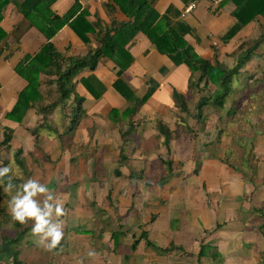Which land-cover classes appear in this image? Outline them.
<instances>
[{"label":"trees","instance_id":"1","mask_svg":"<svg viewBox=\"0 0 264 264\" xmlns=\"http://www.w3.org/2000/svg\"><path fill=\"white\" fill-rule=\"evenodd\" d=\"M181 1L187 5L194 0ZM233 1L235 8L228 17L226 26L218 33L219 41H216L211 49L212 51L215 47L220 48L224 45L230 47L232 52L227 53L226 60L228 62L232 61V65L227 62V66L221 69L214 68V70H210L212 66L211 62L218 60V57L212 53L210 58L200 56L184 39L182 33L180 34L171 28L160 30L158 24L162 18L155 8L148 6L147 12L149 14L144 15L135 23L138 30L148 36L151 46L158 49L174 65L188 68L187 95L194 93L198 96V101L200 100L196 103V109L198 111L192 112L188 107L186 95L173 90L174 114L177 117L175 127L170 128L164 121V118L161 117L152 120L154 121V123L152 122L153 128L158 133L154 131L151 137L157 146L153 149V155L151 154L150 156H152L151 159L155 161L160 169L161 167L163 168L161 173L164 175H166L165 170L171 172L176 161L180 162V158L182 159V153L173 144L174 139L180 135L179 127L182 126V129L189 128L187 121H189L191 115L197 119L196 122L198 124L203 123L199 118L201 115L198 112L200 111L202 103H205L210 98H213L211 99V102L214 104L213 106L222 107L226 101L225 98L231 92H236L234 87L235 78H239V75L245 73L244 68H246V65L252 62V59L258 55V52L264 46V0ZM146 3L144 0L140 1L141 6ZM134 4H136L135 1ZM76 9L74 8L71 14ZM82 20L86 25H80ZM184 21L185 17L180 21V26L184 24ZM68 22L69 26L83 41L86 47L85 54H74L71 51V47H67L63 51L43 47L35 56L27 57L21 65L15 68L18 80L24 81L25 85L15 93L14 104L6 115L9 121L17 124V128L4 127L0 135V150L5 153L8 161H2L0 158V162L2 166H7L10 162L9 157H13V163L17 167L19 174L17 172L13 174L12 171L5 174L4 177L8 180L6 186L10 185L11 192L17 193V191H20L23 195L20 186L27 180L32 179L43 184L46 179L60 173L63 169L64 164L62 165V163L65 151L71 157L64 163L74 162L73 156L75 154L79 155L84 149L97 147L98 143L95 140L99 132L96 128L98 125L97 122H110L112 132H110L109 137L116 140L112 141L113 146H120L117 152L113 150L115 153L113 159L117 160V168L114 171L113 179L109 181L116 182V180L121 181L120 179H122L127 183L128 187L135 185L131 190L127 189V195L133 198L136 195L130 191L136 190L135 187L138 188V185L147 188L149 184L146 182L147 168L139 167L134 172L131 169L132 166L129 165L139 160H146L149 156L145 155L147 157L137 160L132 156H128L127 150L124 151L123 148L134 137L135 131L141 127L143 121L142 116L147 112L144 107L150 105L153 99L148 94L139 95L133 87L121 78H117L111 83H106L97 76V68L99 65L112 71V66L110 68L106 67L109 63L111 65L112 62L118 65V69H125L132 66L135 59L119 39H114L109 35L106 41L97 48H88L86 44H91V38L89 39L86 33L92 28L88 26L89 22L85 14H79L75 17L67 16L64 19L62 17L60 18V16L58 17L57 14L54 15L49 22L50 27L54 25L53 31L46 34L45 37L47 39L51 38ZM250 24H253L255 29L250 31L246 37H238L234 40V36L240 33L246 25ZM205 36H207V33H205ZM5 37L6 34L3 32L0 36V42ZM195 41L196 44L200 43L197 37ZM236 47L241 48L235 50ZM107 60L110 62H106ZM260 63H264V60L260 61ZM262 70L264 68L257 67L254 72H250L248 69L246 72L250 73L248 78L255 81L257 75L259 77L261 76L260 73ZM100 72L102 71L100 70ZM262 75L264 78V73ZM108 84L110 87L107 86ZM262 93L264 95L263 91ZM88 103L89 107L87 108ZM32 109L35 110L34 114L41 118V122H37L33 126L22 125L24 116ZM98 112L104 117L102 118L103 120L96 121ZM89 113L93 115V120L85 119V116ZM185 115H187V118H185ZM55 116H59V120L61 121L59 123L60 127H62V121L69 120H67V123H69L67 129L63 130V128H60L55 130L52 128V125H49ZM53 123L57 122L54 121ZM21 127L23 130L20 129ZM44 131H49V133L42 136L41 132ZM222 134L223 129H219L214 137L215 140L218 141ZM86 135L88 136L87 138H85ZM45 140L47 141L46 149L42 153L28 151V145L26 143L29 142L32 147L40 150L39 144ZM133 146L141 147L140 145ZM132 152L135 153V149ZM253 152L254 150L250 148L248 154L245 156L247 162H252L250 164L252 169V177H249L250 179H253L257 174V165L260 160L258 158L252 159ZM193 164V174L197 176L201 170V164L197 160H194ZM84 166L87 168V163ZM105 167L106 165L104 166V170L100 171L99 169L101 167L99 163L95 171L98 173V177L104 175ZM29 168L35 169V173L33 171L28 172ZM123 169H127L128 173H122ZM10 173L11 175H9ZM92 179L95 181L94 175H92ZM77 184L75 182L73 186L76 187ZM57 186L58 184L54 182L49 187H54L53 189H55ZM2 189L3 185L0 184V193L4 194ZM113 189L114 187L112 186L111 190L107 193V200L111 201V206L114 205L112 199ZM68 193L67 191L58 190V194H62V200L67 205L65 208L69 212L70 207L74 205L69 204L66 195ZM99 210L101 212H95V214H90L89 216H86L90 213L89 210L83 212L81 219L89 217L92 221H95L93 228L85 230L83 232L84 234L91 235L96 232L102 234L107 230V223L105 221H111L113 216L109 215L110 211L106 208ZM124 213L125 211L120 208L118 213L115 212L114 220L121 221ZM159 214L157 212L151 213L150 221L159 218ZM11 215V208L0 197V225L6 220H10ZM133 221H141V219L139 216H135ZM169 221H179V219L173 218ZM13 223L16 227L21 224L14 219ZM108 230L112 231L110 242L118 240V233H115L113 231L114 229L111 228ZM26 231L18 230V227L17 231L13 230L14 241L21 242L27 233ZM261 233L264 236V231ZM0 235V256L6 255L7 259H9L7 264H25L19 258L21 251L18 248L14 249V251H6L3 249L4 244L7 241H12V239L5 234ZM110 242L108 243V248L112 251L113 248L110 247ZM146 244L154 248L152 244ZM135 245L133 249L136 251L138 245H136V248ZM58 246L60 245L58 244ZM115 249H118V247L116 246ZM127 257H123V260L125 258L127 261ZM256 261L257 264H264V250L262 251L261 257L257 258Z\"/></svg>","mask_w":264,"mask_h":264},{"label":"rangeland","instance_id":"2","mask_svg":"<svg viewBox=\"0 0 264 264\" xmlns=\"http://www.w3.org/2000/svg\"><path fill=\"white\" fill-rule=\"evenodd\" d=\"M201 3L206 5L205 7L206 9H208V15L211 14L212 19L215 17L221 6V0H214L213 2L202 1L196 4V6L193 8V11L196 10L199 6H202L200 5ZM4 4V1H0L1 8H3ZM193 11L188 13L189 17L192 15ZM26 17L27 18H24L26 20L22 22L23 27L29 24L27 22H30L32 25L35 24V17H33L32 15H28ZM196 20L198 24L206 28V25L204 24L205 22L203 23L200 19L198 20L197 18ZM186 21L190 22L191 20L187 18ZM247 26L249 25H246L240 31V33L236 34L234 36V39L241 37L244 31H248L251 28H247ZM222 28L223 25H219L218 29L220 30ZM194 43L196 44L195 40ZM86 45L88 48H94L95 46L94 44ZM229 49L230 48L228 46H226L223 50H221V48L219 47H215L211 51L212 54L218 57V60L211 62L212 66L210 70H214V68L221 69L224 66H227L228 61L226 60V55ZM263 59L264 48L260 49L258 55L252 59V62L246 65V68H244L245 73L239 75V78H235L234 87L236 92H231V94L225 98L226 101L224 102V105L222 107L213 106L214 104L211 102V99L213 98H210L205 103H202V105L200 106V111L198 113L199 115H201L199 118L201 121H203V123L198 124L196 122L197 119H195L191 115L189 121H187L189 128L182 129V126H180V135L177 136L173 141V144L176 145L180 153H182V159H185V161L179 163V165L182 164V166L179 167L181 170L178 171L180 172V178H182L183 176L184 177L182 180H180L181 182L179 181V179L175 180L174 185H178V183L180 182L181 190L185 193V203H189V206L194 207L190 208L191 213L190 211H188L185 215L193 217L192 209H194V217L196 221H199L194 234L195 238L208 237V234H205V232H208L210 227L219 228L222 224L225 223L226 226L223 229L229 231L230 229H234L235 225H238L237 222H229L232 221L230 215H224L221 213L219 214V208L229 209L231 213L235 215L237 221L239 214L243 218L244 223L251 221V223H247V228L243 229L246 232L244 236H250L254 233L256 234V232L259 230L260 234L263 235L261 233L262 231H264V199L262 192L259 193V197H256L255 195V199H257L261 204L259 206V213L257 214L255 212H250L253 209V206L256 205L255 200H252L253 195H251V189L252 187L259 188L262 183L264 184V176L260 173L256 174L253 179H250L249 177H252V169L250 165L252 162L249 163V161L247 162L245 160V156L246 154H248V150L252 148V150H254L252 159H260L258 163V169L260 172L264 173V95L262 93V91L264 92V78L262 75L264 73V70L261 71L260 77L258 75L256 76L255 81L250 80L248 78L250 73L246 72L247 69L250 72H254L257 67L264 68V63H260V61H262ZM106 62L110 61L107 60ZM231 62L232 61L228 63L231 64ZM106 67L110 68V63L106 65ZM132 68L133 67H130V69H125L123 75L118 76L116 72H114V70L110 74H103L102 72L107 69L104 66L99 65L97 68V76L102 81L105 80L103 82L106 83H111L115 79L121 78L131 87H133V89L139 95L148 94L150 96H155L158 92L166 90L163 88L160 89L161 83L158 81V77L155 73H144L141 69H138V72H135L131 70ZM100 70L102 72H100ZM107 86L110 87L109 84ZM186 98L188 101L189 109L192 112H195L197 110L196 103L198 101V96L194 93H190L186 95ZM152 102L156 103L157 100L153 99ZM86 107H89V103ZM234 111L235 113L233 114ZM34 112V109L27 112L22 120V125L33 126L36 125L37 122H41V118L36 116ZM150 116V113H146L142 116L143 122L148 125L146 127L143 126L145 127L144 133L147 134L148 138L152 135L151 129L146 130V128L150 127L148 124L151 123L148 121ZM185 118H187V115H185ZM85 119L93 120L94 117L89 113L85 116ZM100 119H102V116L98 114L96 121ZM67 120L62 121V127H60L59 123H61V121L59 120V116H55L53 118V121L49 123V125H52V128L55 130L60 128H63V130H65L69 126ZM164 120L167 124H169V119L164 117ZM54 121L57 123H53ZM97 124L98 125L96 126V128L100 132V134L99 132L97 133L95 140L98 143L99 141H102L100 140V138L110 136V132H108V129L111 128L112 125L110 124V122H97ZM170 126L171 128L175 127V125L172 123ZM20 129L23 130L22 127ZM219 129H223V134L221 138L216 141L214 137ZM153 131L158 133L156 129H154ZM48 133L49 131L41 132L42 136H45ZM134 134V137L123 148L124 151L127 150V155L135 157V159L137 160L144 158L147 154L153 155V149H155L157 144H154V141H152L151 138L142 139V137H138L140 140H138L137 138V136L143 135L142 127L137 129ZM98 136L99 141L97 140ZM87 137L88 136L86 135L85 138ZM106 141L107 143L105 145H98L96 148L84 149L79 155L75 154L73 156L75 160L74 162L72 161L64 163L71 157V155L65 151V156L62 163V165L64 164V167L61 170L62 173L60 171V173H57L49 179H46L42 184L48 188L49 194L52 195V200L49 201V204L53 206V209H55L57 201L61 204L63 209V215L61 217H56L54 211L51 216V221L53 223H59L61 225L63 238L58 243L60 246H58L57 244L54 248H51L49 250L46 246L50 242L51 238H45L41 242V237L44 234L33 233L32 228L35 226V219L27 217L25 218L24 224H20L19 226H17L18 230H27V233L25 234L21 242H15L13 230L17 231V227L13 223V217L11 215L10 220L2 222L0 225V234H5L10 239H12V241H7L4 244V250L14 251V249L18 248L21 251L19 258L22 259L25 264H75V261L80 259L86 260L85 264H95V262H92L93 260L100 261L101 255L105 256V253L101 252L102 249L100 250L98 248H95L96 245H94V248L92 250L87 249L89 245L91 246L90 240V242L86 241L80 243L79 241H74L72 239L74 237H77L78 233L81 230L80 228L74 229L73 223H75L76 221H83L87 225L89 223L88 221H92V219L89 217L81 219L83 212H85L86 210H89L90 212L86 216L95 214V212H101L99 210L101 208L108 209L110 211V214L119 212L120 208H118V205H120V201L116 202L117 199L115 196L121 195V193L125 191L121 188V186L125 187L127 183L122 179H120L121 181L116 180V182L109 181L113 179L114 171L117 168V160L113 159L115 157V153L113 150L117 152L120 145L113 146L112 141H116L114 139H108ZM148 143H150V145ZM26 144L28 145V151L42 153L46 149L45 146L47 144V141L45 140L39 144L40 150L32 147L31 143L29 142ZM138 144H140L141 147L133 146ZM133 149H135V153L132 152ZM91 152H93L95 155L93 163H91L92 161H89V155L91 154ZM96 155L98 157H96ZM6 157L7 156L5 155V153L0 150V158L2 159V161H8V158ZM9 158L10 162L7 166H2L0 162V169L8 167L10 169L9 171H12L13 174H16L18 169L13 163V157ZM190 159L197 160L201 164V170L197 177L193 174L194 164L193 160ZM252 159L251 161H253ZM85 163H87V168H85L84 166ZM99 163L101 167L99 169L100 171H103L104 166L106 165L105 173L102 177H98V173L94 172V169L97 168ZM129 166H135L134 168H139L141 166V160ZM81 169H85V171L87 172L86 176H83ZM155 170V176L152 179L158 180L159 175L163 171V168L161 167L160 169L156 165ZM32 171L35 173V169H28V172ZM18 172L17 174H19ZM122 173L127 174L128 170L123 169ZM9 175H11V173ZM92 175H94L95 181L92 179ZM6 179V177L0 176V184L3 185L2 192H4V194L0 193V197L3 198L5 204L9 206L11 197L16 195V193L11 192V190L10 192L5 190L6 184L8 182V180ZM54 182L58 184L57 188L55 189H53L54 187H49L52 183L54 184ZM75 182L78 183L76 187L73 186ZM232 185L236 186L237 189L240 187L237 190L238 194H232L235 191V189H231ZM112 186L114 187V189L112 190V197L114 196V204L116 202V204L113 206H111V201L107 200V193L111 190ZM134 186L135 185H131V188H133ZM241 186L245 188L244 191ZM57 189L70 193L66 194L68 197V202L69 204L74 206L70 207L69 212L67 211L68 209L65 208L67 205H65V201L62 200V194H58ZM240 189H242L243 193L240 191ZM80 190H83V193H79ZM222 190H224L225 192H223ZM240 193H242L241 197ZM43 198L44 196H42L41 194H37V196L33 197L32 199L42 207L43 202L41 201H43ZM188 198H195L196 201H189L187 200ZM119 199L122 201L121 205L129 203V200H123V195L119 196ZM137 207H141V204L137 205ZM154 211L158 212L157 209H154ZM125 215L126 214L124 213V217ZM159 215L160 221H169L170 219L179 217L178 213L167 210L161 212ZM145 218L146 217H144V219ZM148 218H146L145 221H147ZM111 221H113V219ZM249 228L251 229L249 230ZM215 233L216 236L220 235L218 234L217 230H213V234ZM261 235L256 234L255 238L259 239L261 238ZM262 243L264 242L256 243L251 250L253 251V257L256 258V260L259 252L261 251V248L264 247V244ZM19 244L20 246H18ZM199 244L200 246L197 248L198 251L203 248L206 252V248L203 246V241H200ZM120 245L121 243L118 240L110 242V247L113 248L111 251L112 253H114L115 255L122 254L125 258L127 257V255H129V257H127V261L125 260V258L122 261L124 264H139L144 262L143 254L140 252H136L135 250L132 251L127 248H123L122 253H118V249H115V247H120ZM225 245L227 247H230L231 245L238 246V249L236 251L232 250L228 253V256H231V259L234 260L232 262H237V264H246V261H249L250 253L247 252V254L245 255L244 252H246L247 250L244 249L243 252L242 249H240L242 246L240 238H238L236 242H226ZM166 247L167 246L163 248ZM155 251H159L157 246ZM74 257L78 258L72 260V258ZM220 261L223 264H227L226 258H222L220 259ZM8 262L9 259H7L6 255L0 256V264H7ZM105 262L107 263L108 259H106Z\"/></svg>","mask_w":264,"mask_h":264},{"label":"crops","instance_id":"3","mask_svg":"<svg viewBox=\"0 0 264 264\" xmlns=\"http://www.w3.org/2000/svg\"><path fill=\"white\" fill-rule=\"evenodd\" d=\"M147 2L148 5L158 11L162 18L158 24L160 30L171 28L180 34L182 33L184 39L192 46L193 50L205 58L210 57L212 46L216 41H219L218 33L221 31V29H218L219 25L222 24L223 28L226 26L227 19L235 8L233 0H221L220 9L212 19L211 14L208 15L206 5L202 3L200 4L202 6H199L196 10H191L193 12L189 17L188 13L185 16L183 15L184 8L187 5L181 0H148ZM14 8L13 15L0 17V36L3 32L6 34L5 39L0 42V135L4 127L17 128V124L12 123L6 117L14 104L15 93L25 85V82L18 80V76H16L15 68L17 66L21 65L27 57L35 56L43 47L52 48L57 51H63L67 47H71V51L74 54H85L86 52L83 41L69 26V22L64 24L51 38L47 39L45 37L46 34L53 31L54 25L50 27L49 22L56 14L60 18L62 17V19L67 16L75 17L79 14H85L89 22L88 26L92 28L86 33L88 38H91V45L95 43L94 40L97 31L106 30L115 38L120 39L124 47L134 57L135 61L131 70L138 72V69H141L144 73L152 72V74L155 73L157 75L158 81L161 83L160 89L163 88L166 90L158 92L155 96H151L157 102H152L150 105L144 107L146 108V113L151 114L148 119L151 122L148 123L150 127L146 128V130L151 129L152 135L148 138L147 134L144 133L145 127L148 125L142 121L141 127L143 135H139L137 138L150 139L153 136L154 128L152 120L157 117L169 119L168 126L170 128L171 123L175 125L177 117L174 114L175 108L173 106L172 91L176 90L187 95L188 68L174 65L158 49L151 46L147 35L138 30L134 20L129 22V19L123 13L110 4V0H14ZM74 8L77 9L71 14ZM28 15L35 17L36 25L27 22L29 24L23 27L22 22L26 20L24 18H27L26 16ZM133 16H139V13ZM184 17V24L180 26V21ZM187 18L191 21L187 22ZM196 18L198 20L200 19L203 23L205 22L206 28L198 24ZM80 25L84 26L86 24L82 20ZM249 27L251 28L248 31L241 32L242 36L240 38L246 37L250 31L254 30L253 24L247 26V28ZM205 33H207V36H205ZM194 37L200 40L199 44L194 43ZM225 47L221 46L220 48L223 50ZM240 48L236 47L235 50ZM228 52L232 51L229 49ZM114 71L118 76L122 73L121 71ZM112 72L113 70L110 71L108 69L103 74H110ZM98 114L100 115L99 112ZM102 118L104 117L102 116ZM111 130L112 127L108 129V132H111ZM98 139L99 136L97 137ZM108 139H111V137L100 138L102 141L98 140V145H105ZM138 140L140 139L138 138ZM148 144L150 145V143ZM147 156L149 157L146 160H141L140 167L147 168L146 182L149 184V187L145 188L142 185H139L138 188L135 187L136 190L130 192L136 196L130 198L127 195V189L131 190L132 188L127 185L125 187L121 186L125 190L121 193L124 196L123 200H129L127 204L121 205L122 201L119 199L121 195L115 196L117 199L116 202L120 201L118 208L124 210L126 214L121 221L114 220L115 212L111 213L113 221H105L107 223V230L102 234L96 232L91 235L84 234L83 232L92 229L95 221H88L89 223L87 225L83 221L73 223L74 229L80 228L81 230L78 236L72 240L79 241L80 243L90 240L91 246L89 245L90 247L88 246L87 249L92 250L94 245H96L95 248L102 249L101 252L105 253V256L101 255L100 261L93 260L92 262H95V264H124L122 262L124 256L122 254L115 255L108 248V243L112 238V231L108 229L111 228L114 229L113 231L115 233H118V241L121 243L120 247H118V253H122L123 248L134 251V244L138 245L136 252L142 253L144 257V262L139 264H223L220 261L222 258H226L227 264L229 262H231L229 264H237V262H232L234 260L231 259V256H228V253L232 250L236 251L238 246L231 245L227 247L225 243L236 242L238 238H240L242 243L240 249L243 252L244 249L247 250L244 252L245 255L247 252L250 253V259L246 261V264H257L256 258L253 257V251L251 250L256 243L264 242V236L260 234V230L256 232L257 235H261L259 239L255 238V233L250 236H244L246 232L243 229H246L247 223H251V221L244 223L240 214L237 221L235 215L229 209L219 208V214L230 215L232 221L229 222H237L238 225H235L234 229L227 231L223 229L226 226L225 223L222 225L219 224L221 227H210L208 232H205V234H208V237L195 238L194 234L199 221H196L194 217V209H192L193 217L185 215L188 211L191 213L190 208L194 207L189 206V203H185V193L182 192L180 185V180L184 176L180 178V172H178L181 170L179 167L182 166L179 163L185 161V159L180 158V162L176 161L171 172L165 170L166 175L161 173L158 180H153L152 178L155 176V167L157 164L151 159L152 156L149 154ZM94 157V153L91 152L89 155V161H92L91 163H93ZM96 157L98 156L96 155ZM190 160L194 161V159ZM134 167L132 166L131 169L136 172L139 168ZM95 171L96 168L94 169ZM81 172L83 176L87 175L85 169H81ZM260 173L264 176V173L259 171L257 165V174ZM177 179L180 182L178 185H174V181ZM241 188L243 191L245 190L244 187L241 186ZM231 189H235L232 194H238L236 186L232 185ZM242 189L240 191L243 193ZM222 191L225 192L224 190ZM80 192L83 193V190H80ZM260 192H262L264 199L263 183L259 188L252 187L251 189V195H253L252 200H255L256 205L253 206L250 213H259L258 210H260L259 206L261 204L255 199V195L259 197ZM242 193H240V197ZM112 199H114V196ZM187 200L196 201L195 198H188ZM139 204H141V207L138 208L137 205ZM154 209L158 210L157 213L166 210L176 212L179 214V221H160V215L156 220L150 221L151 213L156 212ZM135 216H139L141 221H133ZM144 217L149 218L145 221L146 218L144 219ZM213 230H217L220 235L216 236V233L213 234ZM200 241H203L206 252L203 248L200 250L201 252L198 251L197 248L200 246ZM146 243L152 244L154 248ZM156 246L159 251H155ZM165 246L167 247L163 248ZM263 250L264 247L261 248L257 258L261 257ZM76 258L78 257H74L72 260ZM106 259H108L107 263L105 262ZM85 261L83 259L76 260L75 264H85Z\"/></svg>","mask_w":264,"mask_h":264},{"label":"clouds","instance_id":"4","mask_svg":"<svg viewBox=\"0 0 264 264\" xmlns=\"http://www.w3.org/2000/svg\"><path fill=\"white\" fill-rule=\"evenodd\" d=\"M9 170L8 167L0 169V176H4ZM20 187L22 188L23 195H21L20 191H17L16 195L12 196L9 201L13 219L24 224L26 217L34 218L35 226L32 228V232L44 234L41 237V242L45 238L50 237V242L46 247L49 250L54 248L63 238V232L59 223L51 221V216L53 211L56 217L63 215L61 204L57 201L55 209H53V206L49 204V201L52 200V195L49 194L48 188L36 180L29 179L21 184ZM5 190L10 192V185L6 186ZM37 194L44 196L42 207L32 199Z\"/></svg>","mask_w":264,"mask_h":264},{"label":"bare ground","instance_id":"5","mask_svg":"<svg viewBox=\"0 0 264 264\" xmlns=\"http://www.w3.org/2000/svg\"><path fill=\"white\" fill-rule=\"evenodd\" d=\"M0 1H4V3H5L3 8L0 7V17L13 15L14 14L13 13L14 12V0H0ZM134 1L136 2V4H134ZM140 1H142V0H140ZM140 1L139 0H110V4L112 6H114L117 10H119L121 13H123L126 16V18L129 19V22H131V20H134V22L136 23V21L140 20L144 15L149 14V12H147L148 6H150V5H148V2H147L148 0H144L147 3L143 6L140 5ZM4 11H5V13H4ZM138 13H139V16H136V17L133 16V15L138 14ZM185 14H186V7L184 8V11H183L184 16H185ZM108 35L114 39H118V38H115L110 32H108L106 30L97 31V34H96V37L94 40V42H95L94 48H97L102 43H104V41H106ZM111 66L113 67V70H117L119 72L121 71L122 73L120 76H122L125 69H130V67H132L133 65L128 67V68H125V69H123V68L118 69L117 68L118 65H115L114 63L111 62Z\"/></svg>","mask_w":264,"mask_h":264},{"label":"built area","instance_id":"6","mask_svg":"<svg viewBox=\"0 0 264 264\" xmlns=\"http://www.w3.org/2000/svg\"><path fill=\"white\" fill-rule=\"evenodd\" d=\"M202 1H204V2L212 1L213 2L214 0H194V1L190 2L189 4H187L186 13H189L191 10H193V8L196 6V4L198 2H202Z\"/></svg>","mask_w":264,"mask_h":264}]
</instances>
